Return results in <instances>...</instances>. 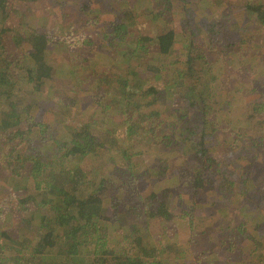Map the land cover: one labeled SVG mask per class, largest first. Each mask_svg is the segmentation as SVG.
Segmentation results:
<instances>
[{"label":"rangeland","instance_id":"rangeland-1","mask_svg":"<svg viewBox=\"0 0 264 264\" xmlns=\"http://www.w3.org/2000/svg\"><path fill=\"white\" fill-rule=\"evenodd\" d=\"M247 2L261 4L260 10L264 11V0H12L8 9L6 21L13 23L16 19L21 29L10 35L1 34L4 54L14 71L33 65L29 49L24 42L18 44L19 38L24 40L27 36L18 19H22L23 25L25 21L45 30L49 41H57L45 52L52 75L39 88L40 93L34 92L33 82H21L20 90L11 92L14 98L24 96L31 103L25 115L35 131L40 132L38 123L48 125L46 137L34 140V147L42 142L44 146H53L48 149L52 151L56 147L54 142L59 140L67 149L66 138L89 123L90 145L81 165L87 169L98 167L109 185L128 179L134 191L129 195L114 190L113 195L129 202L137 197L136 192L145 196L153 189L155 180H149L151 175L154 179L159 175V185L169 188V202L175 205L174 218L164 224L165 228L153 220L142 240L144 247L157 245L154 264H264V20L253 19ZM184 7L191 20L188 31L193 33L195 45L211 48L210 59L220 57L199 78V88L205 79H210L208 93L212 98L204 99L203 106L206 116L182 101L180 94L188 91L193 97L196 93L189 90V79L175 80L178 77L174 71L185 48L183 40L179 39L178 48L166 58L159 56L143 38L150 36L154 40L155 35L169 27L183 33L179 21ZM98 13L101 22L93 28L89 21ZM58 20L66 22L65 27L71 24L68 30L73 33L67 38L56 35L61 31L54 25ZM0 21V27L7 25L1 17ZM238 26H243L241 34L247 37V43L238 36ZM120 30L129 31L127 37L121 39ZM241 46L245 49L235 53ZM123 61L127 62L122 64ZM147 65H155L158 70ZM76 67L77 73L72 72ZM109 67L118 72H109ZM127 69L129 77L125 78L121 71ZM136 74L143 80L138 88L134 86ZM74 78L82 82L80 89L71 85ZM121 81L124 87L119 88ZM148 85L157 92L150 94ZM124 93L133 95L126 101L130 106L135 103L136 108L143 107L140 111L165 110L162 125H155L154 135L144 134V127H139L136 134L126 136L133 121L125 119L118 110ZM167 93L174 95L166 96ZM196 111L199 114L195 115ZM133 113L134 118L137 112ZM161 129L166 130L170 138L162 137L171 140V144L159 142ZM118 142H125L127 159L119 158V151V155L114 153ZM200 146L207 149L208 156L215 155L218 164L210 166L207 159L203 164L197 161L196 150ZM67 163L65 159L62 165L70 168L71 162ZM111 171L114 172L110 176ZM198 173L207 182L203 190L208 191H199L197 196L186 194V181L196 178ZM245 177L248 180L244 184ZM11 192L6 191L2 208L4 215L8 212L7 217L0 218L1 264H15L13 257L17 252L10 251L12 241L8 240L18 236L10 228L17 207ZM184 197H195L197 205L185 204ZM204 201L208 203H199ZM187 214L192 218H186ZM24 232L33 236L32 230ZM115 238L119 241L120 235L115 234ZM111 239V235L105 236L97 248L110 244ZM157 240L162 242L161 246L155 244ZM116 246L119 248L120 244ZM73 264H80V260Z\"/></svg>","mask_w":264,"mask_h":264},{"label":"trees","instance_id":"trees-1","mask_svg":"<svg viewBox=\"0 0 264 264\" xmlns=\"http://www.w3.org/2000/svg\"><path fill=\"white\" fill-rule=\"evenodd\" d=\"M18 1L25 2L27 0ZM62 4L63 2H61ZM11 5L12 0H0V17L3 24H7L0 27V106L2 109L0 113V218L4 215L2 208L5 206V193L10 190L12 197L17 201L16 211L14 214L10 212L13 217V224L10 225V228L18 236L10 239L5 233L2 235L12 241L9 242L10 251L18 252V255H16L17 252L14 253L13 262L15 264H73L80 260V264H154L157 260L153 254L154 246L157 245H153L151 248L144 247L142 240L151 229L153 220L158 221L161 227L165 228L164 224L174 218L173 208L175 205L174 202H169V188L159 185V175H156L155 179L151 175L149 180H155L152 182L153 189L145 196L138 194L135 186L137 197L133 201L129 202L121 196L113 195L114 190L123 191L129 195H133L134 191L128 183V179L124 182L118 180V184L109 185L106 181L107 176L100 174L98 167L87 169L81 165L80 161L90 145L91 136L87 131L89 123L83 125L82 129L75 131L71 137L66 138L68 139L65 144L67 149L64 148L63 144L60 145L59 140L54 142L56 147L52 151L49 150L50 152L48 149L53 146H44L42 142H39L40 145L35 143L36 148L34 147V140L39 138L43 140L46 137L48 125L47 123H38L36 125H40V132L35 131L36 128L30 123L31 121L27 122L25 115L26 109L31 106V103L24 96L14 98L11 92L20 90L18 87H22L21 82L24 84L33 82L34 92L40 93L39 88L41 89L44 81L52 75V69L45 60V52L54 41L48 40L45 30L31 27L25 21L23 25L22 19V22L18 19L22 28L26 29L28 36L24 40L19 38L18 44L24 42V47L29 49V59L30 61L33 60V65L28 69L14 71L11 67L12 62L4 54L5 45L1 39L2 33L10 35L13 31L17 32V28L20 29L16 19H13V23L6 21ZM246 5L253 19L255 18L260 22L264 20V11L260 10L261 4L247 2ZM184 9L185 7L181 11V20L179 21L183 33L180 32L181 34H179L174 27H169L155 35L154 40L150 36L143 38L145 43L151 44L153 49L155 47L159 56L166 58H169L172 52L178 48V44L181 43L179 39L183 40L185 48L182 50V58L177 63L179 66L174 71L178 77L175 80L179 78L189 79L188 88L191 92L196 91V93L193 97L189 96L188 91L180 94L182 101L193 106L196 110H202L206 116L207 110L206 108L203 109V106L204 99L212 98L211 94L208 93L211 92V89L208 88L210 79H205V84L199 88V78L204 76L220 60V57L210 59L209 52L210 54L213 53L211 48L203 49L199 44L195 45L192 39L193 33L188 31L191 20ZM160 13L158 14L163 15ZM164 19L170 20L168 17H164ZM89 22L94 24L93 28H96L101 22L100 14H94ZM64 24L66 22L59 20L54 23L56 30H61L56 32V35L67 38L73 31L68 30L71 28V24H68V27H65ZM237 29L239 30L238 36L242 37L243 26H238ZM127 32L129 31H119L122 34L121 39L127 37ZM240 39L243 43L248 42L247 37ZM255 44L253 40V47ZM225 46L227 47L228 44ZM243 46L235 53L245 49ZM201 49L204 50L203 53ZM134 52L133 50L132 56ZM147 66L149 67V65ZM149 68L153 71L158 70L155 65H151ZM77 70H79L78 67L72 72L77 73ZM108 71L111 73L118 72L112 67H109ZM121 73V76L129 77V69L124 72L121 71ZM134 76L137 77L134 86H137L136 88L142 86L140 83L143 81L142 76L139 74ZM124 81L118 84L119 88L124 87L122 84ZM110 82L113 80L110 79ZM81 84L80 80L74 78L71 85L80 89ZM147 88L150 94L157 92L154 86L148 85ZM170 94L174 95V93H167L166 96ZM129 97H133V95L124 93L118 108L124 114L125 119L133 121L127 129L126 136L136 134L139 127H144V134L154 135L155 125H162L165 110L140 111L143 107L138 106L136 108L135 103L133 106L127 103L126 100ZM152 99L155 100V96ZM133 110L137 112L134 118L132 117ZM195 113V115L199 114L198 111ZM179 118L182 119L180 116ZM23 123L28 126L23 128L21 126ZM162 136L170 138L166 130L161 129V133L158 135L161 140L159 142L171 144V140L168 142ZM202 140L203 137L199 143H202ZM118 143V149L114 150V153L117 151L118 154L119 151V158L127 159L128 150L126 146H123L125 142ZM42 151L45 152V155H41ZM196 152L195 158L200 163L203 164L208 160L210 166L218 164L217 157L215 155L208 156L209 153L203 146L197 148ZM65 159L68 163L71 162L70 168L62 165ZM68 163L67 165H69ZM195 170L200 172L198 168ZM113 172H109V175L111 176ZM196 176V178L193 176L192 180L186 181V194L197 196L198 192L205 188L207 182L202 174L198 173ZM49 179L51 180L49 181ZM247 180L245 177L244 184ZM156 186L159 187L157 191L154 190ZM207 191L203 190L202 192ZM182 202L194 207L198 201L195 200V197H184ZM199 203L204 205L208 202ZM7 214L4 215V219H6ZM189 214L185 216L190 219L192 216ZM1 224L4 223L1 222ZM30 230L33 231L31 232L32 237L28 235L29 233L24 232ZM115 234L120 235L119 241H116L118 239L115 238ZM108 235L112 237L111 243L97 248L99 241ZM118 243L120 244L119 248L116 246ZM161 243L159 240L155 242L159 246L162 245ZM147 251H150L151 254H146Z\"/></svg>","mask_w":264,"mask_h":264}]
</instances>
